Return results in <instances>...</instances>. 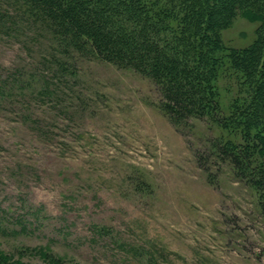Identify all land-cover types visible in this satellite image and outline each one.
<instances>
[{
    "label": "rangeland",
    "instance_id": "rangeland-1",
    "mask_svg": "<svg viewBox=\"0 0 264 264\" xmlns=\"http://www.w3.org/2000/svg\"><path fill=\"white\" fill-rule=\"evenodd\" d=\"M1 2L14 22L0 27V254L27 264H47L44 247L60 264H264V196L211 152L229 132L207 118L174 124L151 81L58 47ZM258 27L236 17L222 42L244 49ZM239 75L219 76L223 115L248 95Z\"/></svg>",
    "mask_w": 264,
    "mask_h": 264
},
{
    "label": "trees",
    "instance_id": "trees-1",
    "mask_svg": "<svg viewBox=\"0 0 264 264\" xmlns=\"http://www.w3.org/2000/svg\"><path fill=\"white\" fill-rule=\"evenodd\" d=\"M0 0V27L14 20ZM19 16L38 25L58 47L89 52L148 79L171 122L207 118L231 138L211 152L264 196V0H11ZM236 17L258 22L255 41L227 48L221 32ZM241 74L247 97L223 115L219 76ZM0 82V92L6 87ZM238 111H240L238 113ZM198 165L207 171L198 157ZM37 254L60 264L49 250ZM0 264H27L0 254Z\"/></svg>",
    "mask_w": 264,
    "mask_h": 264
}]
</instances>
